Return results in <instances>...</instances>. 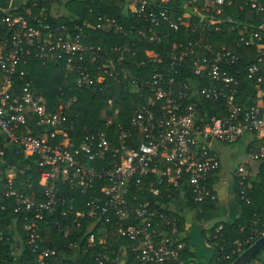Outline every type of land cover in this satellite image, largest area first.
<instances>
[{
	"label": "built area",
	"instance_id": "built-area-1",
	"mask_svg": "<svg viewBox=\"0 0 264 264\" xmlns=\"http://www.w3.org/2000/svg\"><path fill=\"white\" fill-rule=\"evenodd\" d=\"M28 1L0 0V210H5L6 199H11L13 212L23 218L27 242L38 253L39 264L55 253V249L41 246V223L58 206L73 208L77 192L86 195L84 209L75 214L90 219L88 245L97 241L110 247L109 236L115 232L129 239L137 264H185L179 258L181 215L174 209L170 214L158 211L148 199L131 205L130 199L147 191L162 199L217 200L219 145L245 136L246 157L230 174L238 199L250 202L246 190L257 178L258 166L264 169V67L258 64L264 60V19L255 27L231 25L232 30L238 29V45H254L260 53L246 71V76L260 85L257 102L242 106L236 100L239 79L230 70L238 59L234 50L214 46L204 36L165 48L170 31L190 23L186 13L172 16L169 0H127L129 11L139 18L137 24L126 27L104 16L98 17L96 25H77V31L63 25L53 27L45 21L46 6L35 11L37 3ZM196 1L187 0L183 5ZM211 2L222 4L224 0H205V4ZM248 5L256 14L264 13V5L256 1L240 7ZM220 10L216 8V12ZM55 11L52 14L57 16L60 11ZM93 28L129 40L94 44ZM139 42L155 46L142 49L143 59L137 62L151 64L144 82L150 93L148 101L134 111L128 126L119 123L114 130L88 131L79 141L69 134L73 127L66 115L76 96L49 108L46 98L30 89L22 67L28 57L54 62L76 87L103 89L131 75L124 64L127 57L137 56ZM136 84L133 78L132 85ZM204 100L222 101L225 114H209ZM36 127L45 129L36 134ZM7 150L24 162L21 170L34 166L37 179H17V164L4 162ZM63 187L70 194L59 192ZM221 227L219 224L215 230ZM263 234L264 213L254 214L248 235L234 239L230 253L222 256L223 246L214 241L213 262L206 264H221L222 259H229L231 253L238 255ZM111 251L116 264H125L122 247ZM109 258V253H99L94 262L104 264ZM259 258L264 262V252Z\"/></svg>",
	"mask_w": 264,
	"mask_h": 264
},
{
	"label": "trees",
	"instance_id": "trees-1",
	"mask_svg": "<svg viewBox=\"0 0 264 264\" xmlns=\"http://www.w3.org/2000/svg\"><path fill=\"white\" fill-rule=\"evenodd\" d=\"M33 1L37 3L36 7H34L35 11L39 10L43 5L46 6L47 17L45 21L49 22L53 27L63 25L72 31H77L76 26L83 25L84 22L96 25L98 17L104 16L113 17L126 27L131 24H137L139 20L138 17L132 15L129 11L127 0H30L27 4ZM55 1H58L63 7V12H58L59 14H57L56 11L59 8L55 11L57 16L52 14L54 11L52 3ZM155 1L159 3L160 0ZM186 1L169 0L167 3L171 7L173 17L186 13L190 18V23L181 26L176 31L171 30V36L166 40L165 48L169 50L174 42L185 44L189 40L194 41L199 36H204L214 46L224 45L234 50L238 59L235 67H231L230 70L239 79L236 100L242 106L255 104L258 99L260 85L255 79L248 78L246 71L251 63L256 62V58L260 56V53L254 45H238V29L232 30L231 25L234 23H246L251 27H255L258 22L264 19V13L260 16L250 9L249 5L247 7L240 6L244 2L250 1H256L264 5V0H230L229 4L227 3L228 0H224L222 4L216 2L205 4V0H197L196 2L183 5V2ZM164 5L166 3H162V6ZM204 5L208 7L210 5L209 9H201ZM217 7H221L219 12H216ZM93 29L92 42L94 44H122L129 40L120 34ZM60 33H64V31L61 29ZM99 37H102L101 41ZM152 47L155 46L139 42L137 56L127 57L129 59L124 64L130 69L132 76L130 75L127 79L120 82L109 83V86L103 89L76 87L71 82V77L67 72L54 62L46 61L43 63L38 58L28 57L26 64L22 65V67L24 66L23 68L26 71V80L30 81V89L35 95L44 96L49 108L52 109L56 105L59 107V105L63 104V98L67 101L69 96H76V101L71 103L66 115L68 118L67 123L72 121L73 127L69 134L74 136L76 141H79L88 131L114 130L119 123L123 126H128L134 111L148 101L150 93L144 82L151 64L144 61L138 65L137 62H141L143 59L144 53L142 49ZM258 64L261 68L264 67V60ZM133 78L136 79V86L132 85ZM202 103L209 114L223 115L226 112L225 104L223 105L222 101L204 100ZM44 129L36 127L33 131L36 134H41ZM255 147L254 143L253 148ZM258 170L257 178L252 182L251 187L246 190V195L250 198V202L245 203L237 197L240 204L238 216L231 222L221 221L215 223L213 225L214 230L219 224H222L221 229L212 233L218 236H208V240L212 244L217 241L223 246L220 251L221 256L230 253L234 239H242L248 235L249 219L254 214L261 216L264 213V169L260 165ZM30 176L37 179L38 173L34 166L17 171V179L25 180ZM209 183H212L211 178ZM59 192L64 195L70 194L67 187L61 188ZM74 196L73 208L58 206L41 223V246L55 249L53 255L45 257V264H97L94 262L95 256L104 252L110 254L109 260L105 261L104 264H116L118 260H114L115 256L111 250H115L117 247L123 248L124 254L122 257L125 264H137L134 253L130 250L129 239L118 237L115 232L110 233L109 238L111 237L112 242L110 247H103L97 241L94 245H88L87 237L90 232L88 229L90 219L86 216H76L75 214L76 210L84 209L83 202L86 199V195L77 192ZM174 198L178 199L177 196H174ZM145 199H148L158 211L170 214L169 201H172L173 198L162 199L147 191H140L136 199H130V204L134 205L135 202ZM185 199L192 206L204 210H217L219 207L216 200L194 202L187 196ZM6 200L7 208L0 210V229L2 231L0 233V264H39L37 261L38 253L33 252L27 242V231L24 228L22 216L13 212L11 199ZM64 209L65 213L63 214ZM6 219L15 220V222L8 225ZM179 219V229L184 231V219L182 216ZM13 228L16 229L20 242L14 238ZM181 242L182 247L179 251V258L185 261V264H193L191 261H187V257L191 255L187 247V237L182 236ZM16 249L20 251L16 253ZM74 252H77V254H73ZM262 252H264V246L247 264H264L259 258ZM236 256L237 253H231L230 258L222 259L221 264H229ZM209 262L212 263L213 259L211 258Z\"/></svg>",
	"mask_w": 264,
	"mask_h": 264
},
{
	"label": "crops",
	"instance_id": "crops-1",
	"mask_svg": "<svg viewBox=\"0 0 264 264\" xmlns=\"http://www.w3.org/2000/svg\"><path fill=\"white\" fill-rule=\"evenodd\" d=\"M57 11H60L59 9ZM4 162L16 163L19 169L24 167V162L20 161L19 157H14L10 150H7V155L4 158ZM6 168V167H5ZM4 168V169H5ZM1 169V166H0ZM8 171V170H6ZM216 178V193L218 209L217 210H204L202 208H196L190 204L185 198L178 197V199L173 198L169 201L170 209H174L179 213L184 219V231L183 236L187 237L188 243L187 247L191 253L190 257H187V261H191L193 264H201L202 262H209L212 258L214 247L212 242L208 240L207 235H203V229L206 227L210 221H232L234 220L240 211V204L237 200V195L235 188L233 186V178L228 171L227 165L224 161L221 162V167L219 168ZM175 199V200H174ZM192 219V222L189 221ZM213 219V220H212ZM8 225L14 224L15 220L6 219ZM15 228V227H14ZM12 229L14 232V238L19 240V235L16 229ZM204 237L207 242V248L200 250L198 244ZM205 242V241H204ZM205 242V244H206ZM18 244V243H17ZM205 263V264H206Z\"/></svg>",
	"mask_w": 264,
	"mask_h": 264
},
{
	"label": "rangeland",
	"instance_id": "rangeland-1",
	"mask_svg": "<svg viewBox=\"0 0 264 264\" xmlns=\"http://www.w3.org/2000/svg\"><path fill=\"white\" fill-rule=\"evenodd\" d=\"M64 1V0H63ZM52 9L53 10H57L59 8L60 12H63V7L60 3H58V1H55L52 3ZM246 137H242L241 139L228 143V144H220V149H221V153H220V159L221 162L224 161L227 165L228 171L230 172L231 170L234 169V167L241 162L243 159H245L246 157ZM213 220V219H212ZM189 221L192 222V219H189ZM217 223V221L213 222L210 221L209 224L204 227L203 229H201L203 231V235H207V236H212L213 232H215L213 225ZM206 239L204 237H201V240L198 244V247L201 249H203L204 247L207 248V242ZM20 250L16 249V253H18ZM73 254H77V252H74ZM206 263V262H205ZM204 262H202L201 264H205Z\"/></svg>",
	"mask_w": 264,
	"mask_h": 264
},
{
	"label": "water",
	"instance_id": "water-1",
	"mask_svg": "<svg viewBox=\"0 0 264 264\" xmlns=\"http://www.w3.org/2000/svg\"><path fill=\"white\" fill-rule=\"evenodd\" d=\"M264 246V234L239 253L229 264H247Z\"/></svg>",
	"mask_w": 264,
	"mask_h": 264
}]
</instances>
